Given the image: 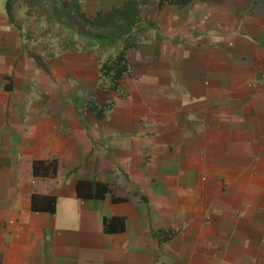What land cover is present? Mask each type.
Returning a JSON list of instances; mask_svg holds the SVG:
<instances>
[{
	"label": "crops",
	"instance_id": "obj_1",
	"mask_svg": "<svg viewBox=\"0 0 264 264\" xmlns=\"http://www.w3.org/2000/svg\"><path fill=\"white\" fill-rule=\"evenodd\" d=\"M133 1L119 90L0 15V264H264V0Z\"/></svg>",
	"mask_w": 264,
	"mask_h": 264
},
{
	"label": "trees",
	"instance_id": "obj_2",
	"mask_svg": "<svg viewBox=\"0 0 264 264\" xmlns=\"http://www.w3.org/2000/svg\"><path fill=\"white\" fill-rule=\"evenodd\" d=\"M193 0H155L158 7L164 4L182 8ZM8 23L21 32V22L32 27L36 21L44 23V33L55 38L61 50L95 51L97 59L108 54L99 66V86L119 90L121 81L129 73L127 52L133 48L145 29L152 23L140 15L137 2L125 0L120 6L98 9L88 15L81 0H5ZM22 9V12L20 10ZM24 39V35L21 32ZM102 116V108L93 102L88 106ZM36 163L33 172L36 174ZM56 167V160H53ZM56 168L50 173L55 174ZM54 209V197L50 196Z\"/></svg>",
	"mask_w": 264,
	"mask_h": 264
},
{
	"label": "rangeland",
	"instance_id": "obj_3",
	"mask_svg": "<svg viewBox=\"0 0 264 264\" xmlns=\"http://www.w3.org/2000/svg\"><path fill=\"white\" fill-rule=\"evenodd\" d=\"M86 1L88 0H85V2ZM86 3L83 4L81 2L83 10L88 15H92L96 10L92 6L91 2L90 4L89 2ZM4 4L5 0H0V15L5 13ZM20 12H22V9ZM44 28V23L38 20L32 27H28L25 21L21 22V32L24 35L25 46L40 57L45 55V53H48V51L52 50L55 52L61 49L55 38H52L49 34L44 33ZM104 55L107 56L108 54Z\"/></svg>",
	"mask_w": 264,
	"mask_h": 264
}]
</instances>
